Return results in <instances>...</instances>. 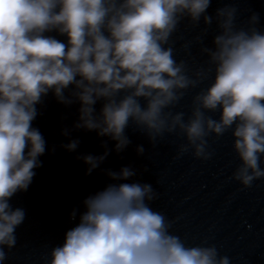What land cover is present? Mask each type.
I'll list each match as a JSON object with an SVG mask.
<instances>
[{
  "label": "clouds",
  "instance_id": "1",
  "mask_svg": "<svg viewBox=\"0 0 264 264\" xmlns=\"http://www.w3.org/2000/svg\"><path fill=\"white\" fill-rule=\"evenodd\" d=\"M237 2L226 0L213 17L212 0H0V264L26 215L9 200L28 190L42 166L46 141L32 124L49 92L65 105L78 102L73 129L109 137L117 153L131 144L129 126L153 147L166 136L180 138L178 156L191 152L202 160L213 155L210 137L231 132L240 161L231 178L245 188L264 179V31L256 13L238 20ZM185 20L192 28L204 25L181 45L189 56L199 45L204 59L193 58L194 69L175 58L172 37ZM52 32L66 42L46 35ZM197 89L190 112L177 111ZM79 143L62 147L72 152ZM103 147L101 155L77 157L86 175L113 150L107 141ZM136 151L143 155L145 148ZM103 171L113 182L83 200L79 222L51 248L46 264H230L215 245H189L176 235L174 221L150 206L158 199L152 184L129 182L134 168Z\"/></svg>",
  "mask_w": 264,
  "mask_h": 264
}]
</instances>
